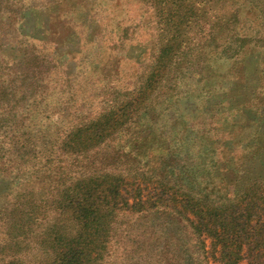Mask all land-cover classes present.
<instances>
[{
    "label": "trees",
    "instance_id": "16d2710c",
    "mask_svg": "<svg viewBox=\"0 0 264 264\" xmlns=\"http://www.w3.org/2000/svg\"><path fill=\"white\" fill-rule=\"evenodd\" d=\"M262 97L264 0H0V264H264Z\"/></svg>",
    "mask_w": 264,
    "mask_h": 264
},
{
    "label": "rangeland",
    "instance_id": "374dc122",
    "mask_svg": "<svg viewBox=\"0 0 264 264\" xmlns=\"http://www.w3.org/2000/svg\"><path fill=\"white\" fill-rule=\"evenodd\" d=\"M131 0H126V2H130ZM85 14L82 17H77V13H76V9L72 10V14L75 19H78L79 21V25L80 26H85V27H94V22L92 18L87 19V12H84ZM38 37H42V30H38ZM79 42L80 39L77 38L73 43L72 41H70V43H68V48L69 51H76L79 48ZM248 59H246L247 61ZM249 61V60H248ZM253 71L249 70V72L247 73V79H250L252 77ZM252 88V86H250ZM264 99V97H262ZM233 101V100H232ZM259 123L262 125L263 124V119L262 117H260V119L258 120ZM255 160H253L252 163L249 164V167L251 168V176H260V177H264V156H260L259 158H254ZM255 161V164H253ZM260 162V164H259ZM204 250H205V255L207 263L206 264H216L215 260L213 259L212 256L216 255V252L214 251V249H212L211 244L209 243L208 240L205 241V246H204Z\"/></svg>",
    "mask_w": 264,
    "mask_h": 264
},
{
    "label": "water",
    "instance_id": "95a60500",
    "mask_svg": "<svg viewBox=\"0 0 264 264\" xmlns=\"http://www.w3.org/2000/svg\"><path fill=\"white\" fill-rule=\"evenodd\" d=\"M20 27H21L22 30L26 31L29 28V25L28 24L25 25V26L21 25Z\"/></svg>",
    "mask_w": 264,
    "mask_h": 264
}]
</instances>
